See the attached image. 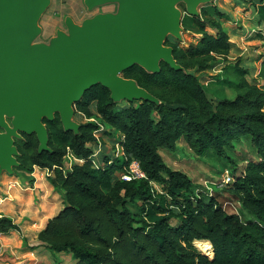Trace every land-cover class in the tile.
I'll return each instance as SVG.
<instances>
[{
	"label": "trees",
	"instance_id": "trees-1",
	"mask_svg": "<svg viewBox=\"0 0 264 264\" xmlns=\"http://www.w3.org/2000/svg\"><path fill=\"white\" fill-rule=\"evenodd\" d=\"M239 1L264 26V0ZM224 18L213 6L197 16L184 14L180 26L196 42H164L180 69L160 62L154 73L135 65L121 74L155 102L119 107L107 88L96 85L73 105L74 115L84 120L75 129L66 131L58 114L42 120L47 150H39L35 134L19 133L14 139L18 169L53 172L48 181L63 199V209L38 234L40 243L70 253L74 264H264V86L247 79L240 60L229 62ZM258 63L256 79L264 82V56ZM220 65L215 82L233 97L211 101L192 71ZM98 133L112 143L114 133L120 135L121 160L110 163L104 157L102 166L94 163L92 150L101 148L96 146ZM241 138L249 139L258 161L248 163L225 192L251 216L248 221L225 212L214 198L206 202L202 194L196 196L191 180L170 170L158 153L161 148L176 151L183 140L196 156L211 152L225 157V150ZM68 155L82 163L65 170ZM131 161L139 164L145 179L120 180ZM14 231L18 226L0 217V234ZM202 241L211 245L212 257L194 246Z\"/></svg>",
	"mask_w": 264,
	"mask_h": 264
},
{
	"label": "rangeland",
	"instance_id": "rangeland-1",
	"mask_svg": "<svg viewBox=\"0 0 264 264\" xmlns=\"http://www.w3.org/2000/svg\"><path fill=\"white\" fill-rule=\"evenodd\" d=\"M123 6L121 1H103L90 6L88 0H42L34 20L35 34L30 40L27 51L34 48L52 49L53 43L59 42L61 37L74 43L70 28L83 31L86 23L98 17H117L122 13ZM211 6L225 14L223 27L229 35L231 47L229 62L232 64L240 60V67L248 71L247 79L255 81L259 86H264L263 81L256 79L259 68L258 59L264 56V40H261L258 34L264 36V26L256 24L253 19L254 12L239 0H198L195 16L199 15L202 9L209 10ZM181 7L184 12L181 11ZM173 10L178 13L179 30L177 34L166 32L161 45L164 46L167 39L173 42L182 41L185 45L195 43L196 36L184 34L180 26L184 14L189 15L187 4L179 1L173 5ZM207 32L213 33L211 29ZM22 66H25V63ZM222 67L223 65L217 66L208 72L192 71L211 101L233 97L229 89L220 87L215 82V76L221 74ZM142 99H134L132 102L143 101ZM116 103L120 107L129 101L120 98ZM13 121L14 117L3 114L2 124H0V135L9 137L12 142L19 137L20 133ZM70 122L72 126H78L84 120L82 116L73 115ZM99 135L100 144L96 146L101 145V148L94 147L92 150L95 152V157L92 158L94 163L102 166L104 157H108L110 163L121 160L123 154L118 144L120 135L114 133V143L108 137L102 138L101 133L96 134V137ZM176 146L177 149L174 152L161 148L158 153L170 170L185 174L191 180L196 187L194 192L196 196L202 194L206 202L212 198L216 199L225 212L239 215L242 221L252 219L241 210L237 200L225 192L235 178L243 174L248 163L258 161L248 138H241L234 142L231 148L225 150V157H217L211 152L196 156L183 140L178 141ZM12 157L15 160V157ZM81 163V160L68 155L65 164L69 169ZM53 175L51 171L37 168H34L32 174H28L18 169L16 160L9 169L0 167V217L10 218L19 228L18 232L0 234V264H74L70 253L54 252L37 239L47 221L57 216L63 209L62 197L54 191L48 181ZM227 177L231 181L228 185H224L223 181ZM152 187L160 193L158 186L152 184ZM173 224L176 225V222L174 221ZM202 242H194V246L204 255L207 256V253H210L212 257V250L205 252Z\"/></svg>",
	"mask_w": 264,
	"mask_h": 264
},
{
	"label": "water",
	"instance_id": "water-1",
	"mask_svg": "<svg viewBox=\"0 0 264 264\" xmlns=\"http://www.w3.org/2000/svg\"><path fill=\"white\" fill-rule=\"evenodd\" d=\"M103 1L123 2L122 13L98 17L83 31L70 28L74 43L61 37L52 49L27 51L42 0H0V124L3 114L14 117L20 133L36 135L39 150H47L42 120L58 114L66 131L75 129L70 122L73 105L92 87L107 88L115 102L120 98L155 102L121 74L135 65L154 73L160 61L180 69L161 40L166 32L179 30L173 5L184 1L187 13L195 16L198 0H88V5ZM12 156H17L13 142L0 135V167L15 164Z\"/></svg>",
	"mask_w": 264,
	"mask_h": 264
},
{
	"label": "built area",
	"instance_id": "built-area-1",
	"mask_svg": "<svg viewBox=\"0 0 264 264\" xmlns=\"http://www.w3.org/2000/svg\"><path fill=\"white\" fill-rule=\"evenodd\" d=\"M95 157V154L92 158ZM71 169V167L68 169V166H66L65 164V170L69 171ZM120 180L125 181V182H131V181H136V180H141V179H145V175L143 174V172L141 171L139 164L136 161H131L128 165L127 170L125 171V173L120 174L119 175ZM231 181V179L229 177H227L225 179L224 185H228L229 182Z\"/></svg>",
	"mask_w": 264,
	"mask_h": 264
},
{
	"label": "bare ground",
	"instance_id": "bare-ground-1",
	"mask_svg": "<svg viewBox=\"0 0 264 264\" xmlns=\"http://www.w3.org/2000/svg\"><path fill=\"white\" fill-rule=\"evenodd\" d=\"M202 245H203V247H204V251L205 252H208V251H211L212 250V248H211V245H209L208 243H206V242H202ZM199 247V246H198ZM206 254V253H205ZM207 256L208 257H211V254L210 253H207Z\"/></svg>",
	"mask_w": 264,
	"mask_h": 264
},
{
	"label": "crops",
	"instance_id": "crops-1",
	"mask_svg": "<svg viewBox=\"0 0 264 264\" xmlns=\"http://www.w3.org/2000/svg\"><path fill=\"white\" fill-rule=\"evenodd\" d=\"M71 157H73L72 155H70ZM74 158V157H73ZM75 159V158H74ZM38 169V168H37ZM41 170V169H40Z\"/></svg>",
	"mask_w": 264,
	"mask_h": 264
}]
</instances>
